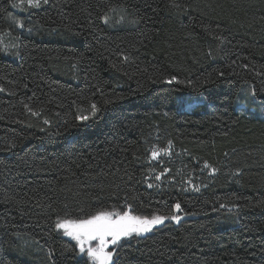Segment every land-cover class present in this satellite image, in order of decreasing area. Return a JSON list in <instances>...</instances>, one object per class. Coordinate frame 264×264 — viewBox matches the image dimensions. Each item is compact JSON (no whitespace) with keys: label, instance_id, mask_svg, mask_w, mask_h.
<instances>
[{"label":"trees","instance_id":"16d2710c","mask_svg":"<svg viewBox=\"0 0 264 264\" xmlns=\"http://www.w3.org/2000/svg\"><path fill=\"white\" fill-rule=\"evenodd\" d=\"M14 1L0 0V38L19 39L15 58L0 43V264H91L56 217L129 204L181 220L122 242L115 264H264V0ZM115 9L133 24L104 23ZM152 148L175 155L161 182Z\"/></svg>","mask_w":264,"mask_h":264},{"label":"snow or ice","instance_id":"6c2138e0","mask_svg":"<svg viewBox=\"0 0 264 264\" xmlns=\"http://www.w3.org/2000/svg\"><path fill=\"white\" fill-rule=\"evenodd\" d=\"M43 2L48 3V0H43ZM40 3L41 0H27L29 7H39ZM23 4L24 0H19V2L13 3L12 6L20 8L23 7ZM171 6L174 8L180 7V5L175 3ZM123 19L124 17H121V21ZM103 20L105 23H108L109 16L105 14ZM17 23L19 27H23L22 23ZM218 39L220 38L218 37ZM175 79V77H172L168 82L170 83ZM0 91H5V89L0 86ZM105 103H108V101H105ZM25 108L29 112H32L33 115H39V113L33 112L28 105H25ZM97 110L96 104L93 103L91 105V115H95ZM77 119L88 120L89 116L80 115ZM10 147H15V145H10ZM158 154L156 151L152 152L153 157H156ZM158 179L159 176L157 177ZM149 187H152V185L150 184ZM257 206L264 207V201L258 202ZM221 207H224V205H221ZM175 209L182 211L180 203L175 204ZM80 211L82 214L75 217L68 216L67 214L64 217L57 216L55 228L62 230L65 236L74 240L78 248L77 255L87 257L91 261V264H115L113 257L118 256L117 248L122 239L149 233L156 226L162 225L166 220L176 222L181 220V216L179 215L165 216L155 213L150 217L146 215H135L130 204L126 205V209L123 211L115 209L108 210L106 208H98L90 212H85L83 209ZM110 246L111 250H109Z\"/></svg>","mask_w":264,"mask_h":264},{"label":"rangeland","instance_id":"374dc122","mask_svg":"<svg viewBox=\"0 0 264 264\" xmlns=\"http://www.w3.org/2000/svg\"><path fill=\"white\" fill-rule=\"evenodd\" d=\"M19 2V0H15L14 3ZM43 2V0H41ZM34 7H29L27 5V0H24L23 7L16 8L14 7V10L19 13H25L28 10ZM121 17H124L123 21H121ZM12 25L15 27V29L21 33H29L32 32L30 29L26 30L24 25L23 27H19L18 23H22L21 20H19L18 15H14L11 18ZM105 23V22H104ZM23 24V23H22ZM110 27H124V26H130L133 24L131 19L128 17L126 12L123 9H115L113 10L109 15V22L106 23ZM0 43L2 46L3 51L5 54L9 57L15 58L18 54V48H19V39L17 35L11 31H7L1 35ZM70 67V66H69ZM70 71L75 73V70L73 71V68H69ZM255 97L253 95L251 86H247L241 93L239 99H238V108L239 110L244 114H249V111H255L257 109L256 105L254 104ZM210 105L205 103V100L203 98H190L184 102L183 109L185 110H193L197 107H203ZM48 121V120H46ZM156 151L159 154L156 157L152 156V152ZM175 155L171 153L170 149H158V148H152L151 149V162L152 163H159V166L163 168V170H151L150 177L152 180H156L158 182H161L165 180V177L167 176L168 172L170 171V163L173 161ZM181 158V157H179ZM159 176V179L157 180V177ZM192 188L197 189L198 187L195 184H191ZM123 211V210H120ZM179 215V214H178ZM180 216V215H179ZM167 221V220H166ZM70 238V237H69ZM129 238L122 239L120 244L124 241H126ZM111 250V246L110 249ZM115 257V256H114ZM113 257V260H114ZM90 261V260H89ZM91 263V261H90Z\"/></svg>","mask_w":264,"mask_h":264}]
</instances>
